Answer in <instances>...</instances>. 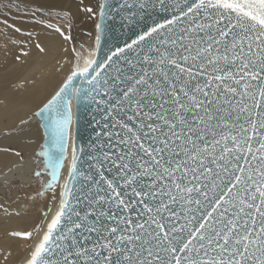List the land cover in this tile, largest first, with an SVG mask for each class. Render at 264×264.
I'll use <instances>...</instances> for the list:
<instances>
[{"label":"snow or ice","instance_id":"obj_1","mask_svg":"<svg viewBox=\"0 0 264 264\" xmlns=\"http://www.w3.org/2000/svg\"><path fill=\"white\" fill-rule=\"evenodd\" d=\"M98 15L95 46L73 48L36 113L48 188L73 99L97 105L103 131L86 169L73 148L59 209L25 264H264V0H102ZM117 16L140 31L109 47L104 21Z\"/></svg>","mask_w":264,"mask_h":264},{"label":"bare ground","instance_id":"obj_2","mask_svg":"<svg viewBox=\"0 0 264 264\" xmlns=\"http://www.w3.org/2000/svg\"><path fill=\"white\" fill-rule=\"evenodd\" d=\"M23 1L33 2V4L43 8H51L60 12H70L76 20V30L83 50L86 51L95 46L96 25L99 23V4L102 0ZM91 6L94 8L89 12L88 9ZM25 25L26 28L38 30L37 43L44 51L41 52L40 48L33 45L30 48L31 52L25 56V64L22 63L4 72L1 78L0 190L2 192L5 191L6 186H11L15 179L21 181L19 186L30 183L34 179L33 176L30 177V173L37 171L39 159L35 158L33 154H36L35 152L39 149L43 137L39 121L36 116L33 117L29 113L33 109L37 111L55 94L67 75L70 74L76 59L74 53L70 51L72 49L71 45L62 43V36L56 30L46 29V32L34 22ZM0 40L6 44L7 49L10 48L7 37L0 34ZM12 49L13 46L10 51ZM60 49L61 53L59 55L57 51ZM16 78L21 80L17 82ZM21 89L22 94H19ZM2 131H5V133L1 134ZM11 145L20 149L22 154L17 155L18 152L9 151L8 146ZM73 148L74 136L72 130L61 179L53 188L46 190L47 200L43 207L39 208V213H29L30 206L26 202L23 206L19 204L21 207L16 211L18 214L23 208L21 212H24V214L21 217L17 216L8 220L6 224L2 223L5 224L7 233L0 243V264H24L34 246L41 240L47 229V224L59 209L63 185L68 178L71 165ZM4 217L0 215V222L5 221ZM32 222L36 226L31 232L33 234L31 239L14 236L9 231L10 228H14L15 232L21 233Z\"/></svg>","mask_w":264,"mask_h":264},{"label":"rangeland","instance_id":"obj_3","mask_svg":"<svg viewBox=\"0 0 264 264\" xmlns=\"http://www.w3.org/2000/svg\"><path fill=\"white\" fill-rule=\"evenodd\" d=\"M93 8L94 7L91 6V9ZM37 9L39 10L37 11ZM64 13V11L60 12L59 10L57 11L51 8H43L33 4V2L28 3L23 0H0V34L3 37H7V41L10 45V48L7 49L6 44L0 40V85L2 84L1 78L3 73L11 70L15 66H19L22 63L24 65L26 61L25 56L31 52L30 48L33 45L38 44L36 38L38 30L26 28V23L34 22L46 32L47 30H56L59 28L64 33V35L71 36L70 40H66L64 39V36L61 35V32L57 31L62 36V43H68L71 45V52H73V48H75L77 51H84L83 47H81L79 35L76 30V20L72 17L70 12L69 16H65ZM5 21L7 23H5ZM17 28L20 29V31H16ZM12 46L13 49L10 51ZM60 53L61 49L57 51V54L60 55ZM17 78V82L21 80ZM19 94H22V89L19 91ZM35 113L36 110L33 109L29 114L34 117ZM4 133L5 131L1 132V134ZM8 150L22 154L20 149L15 148L12 145L8 146ZM37 151L35 153H37ZM33 155H35V158H37L36 154ZM37 171L41 172L40 162L38 163ZM36 172L30 173V177L33 176L35 179H33L32 182H28L26 184L24 183L20 185V187L19 183L21 181L19 179H15L11 186L5 187V191L2 192L0 190V215L3 217L5 216V221L0 222V243L2 238H4L5 234L7 233L5 229L6 222L17 216L21 217L24 214V212H21L23 208L18 214L16 213L17 209L21 207L20 205L23 206L26 202H28L30 206L28 212L37 214L40 211L39 208H42L43 204L46 202V190L40 192L43 187L41 180L42 175L38 177L35 175ZM15 193H18L16 194L17 196ZM35 226V223L32 222L25 229H23L21 233L32 232ZM9 231L13 234L15 229L10 228Z\"/></svg>","mask_w":264,"mask_h":264},{"label":"water","instance_id":"obj_4","mask_svg":"<svg viewBox=\"0 0 264 264\" xmlns=\"http://www.w3.org/2000/svg\"><path fill=\"white\" fill-rule=\"evenodd\" d=\"M112 3L118 5L120 3V0H112ZM100 22L101 21L99 17V23ZM104 25H105L106 30H105V35L103 39L108 42L109 47H111L116 42L113 39V36L117 37L120 43L122 44L125 39H127L129 36L132 35L133 30L137 32L140 31V28H138L136 25L123 26L122 21L119 16H117L115 20H113L111 17L105 18ZM103 51H107V48H104L102 44V54H103ZM39 109L36 111V113L39 111ZM72 111H73V123L70 129V138H71V133L73 130L74 147L77 149H79L80 147H83L85 149V152L83 154H79V153L78 154L81 156V160H85V163L82 164L81 167L86 169L87 164L90 163V161L86 160V156L91 153L92 151L91 146H94L96 144L98 134L102 133L103 131L101 127V125L103 124V120L101 119V113L97 110V105L95 103H92L91 101L85 100L77 104L76 100L73 99ZM36 113H35V116H36V119L40 123L39 127L41 130V135L43 137V141L41 142L39 149L36 153L37 158L39 159V162H40L41 173L43 177V179L41 177V180L43 183V187L40 190L41 192V191L49 189L47 187V184L51 181V170L45 169V160L44 158L38 155L39 151L41 150V146L44 144V141L47 137V132L43 127L42 117L37 116ZM70 138L68 139L66 146H65L66 147V152H65L66 158L68 154ZM66 158L63 161L64 164H65ZM62 172H63V168L61 169L60 179H61Z\"/></svg>","mask_w":264,"mask_h":264}]
</instances>
